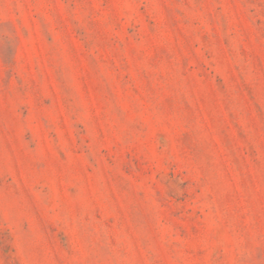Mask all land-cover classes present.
<instances>
[{
    "label": "rangeland",
    "instance_id": "obj_1",
    "mask_svg": "<svg viewBox=\"0 0 264 264\" xmlns=\"http://www.w3.org/2000/svg\"><path fill=\"white\" fill-rule=\"evenodd\" d=\"M0 264H264V0H0Z\"/></svg>",
    "mask_w": 264,
    "mask_h": 264
}]
</instances>
